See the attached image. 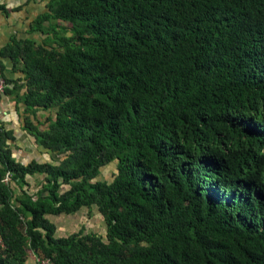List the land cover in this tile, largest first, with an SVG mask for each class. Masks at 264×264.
<instances>
[{"label": "trees", "instance_id": "trees-1", "mask_svg": "<svg viewBox=\"0 0 264 264\" xmlns=\"http://www.w3.org/2000/svg\"><path fill=\"white\" fill-rule=\"evenodd\" d=\"M35 24L24 102L56 110L57 160L16 165L0 128V264H264V0H50ZM93 206L104 239L56 236Z\"/></svg>", "mask_w": 264, "mask_h": 264}, {"label": "crops", "instance_id": "crops-1", "mask_svg": "<svg viewBox=\"0 0 264 264\" xmlns=\"http://www.w3.org/2000/svg\"><path fill=\"white\" fill-rule=\"evenodd\" d=\"M49 1L0 0V73L6 85L0 97V127L9 135L10 141L6 145L11 152L13 162L18 166H27L32 162L38 165L52 164L57 160L46 149L37 146L36 141L37 134H44L49 124L55 120L56 110L34 108L24 102V96L28 90V80L23 72V68L27 65L26 59L34 57L37 53L36 47L48 46V33L35 27V22L38 17L48 12ZM13 41L20 43V50L27 51V53L20 51L17 57L14 55L15 60L3 54L4 49L15 44ZM30 48L32 52L28 54ZM43 179L44 177L39 175L27 177L26 185L23 187L10 182L12 197L16 198L21 192H25L33 201H36L41 187L39 183H42ZM9 181V175L6 174L4 184ZM67 189L63 187L61 191L65 192ZM90 210L84 207L73 214L54 215L57 217V221L53 222L56 236L68 235L64 231L69 228H72L70 233L77 232L81 225H84L88 233L104 239L105 226L102 217L96 207L94 212L90 213ZM52 215L47 216L51 218ZM33 262L34 257L30 254L26 264Z\"/></svg>", "mask_w": 264, "mask_h": 264}, {"label": "rangeland", "instance_id": "rangeland-1", "mask_svg": "<svg viewBox=\"0 0 264 264\" xmlns=\"http://www.w3.org/2000/svg\"><path fill=\"white\" fill-rule=\"evenodd\" d=\"M15 44H13V46L11 45L10 48L11 50L14 49V47L16 46L17 48L21 47L20 43H17L15 41H13ZM16 52V50H14V53ZM12 60H15V56L14 54H9L8 55ZM63 158V157H62ZM116 173L115 170V163L109 164L106 167H104L103 169L100 170V174L98 175V177L96 178L97 181H107L108 183H111L112 181V175ZM95 211V207L93 206V208L90 210L91 212ZM81 219V218H80ZM51 220L53 222L57 221V217H55L54 215H52ZM78 222V221H76ZM75 222V223H76ZM72 228H69L67 230H65V234H70ZM87 229L85 228V232L88 233V231H86ZM63 234V233H62ZM61 235V234H58Z\"/></svg>", "mask_w": 264, "mask_h": 264}, {"label": "built area", "instance_id": "built-area-1", "mask_svg": "<svg viewBox=\"0 0 264 264\" xmlns=\"http://www.w3.org/2000/svg\"><path fill=\"white\" fill-rule=\"evenodd\" d=\"M4 79L0 73V97L3 94L4 88H5V83H4ZM1 114V112H0ZM35 264H53L52 262H50L49 260H42V261H37Z\"/></svg>", "mask_w": 264, "mask_h": 264}, {"label": "clouds", "instance_id": "clouds-1", "mask_svg": "<svg viewBox=\"0 0 264 264\" xmlns=\"http://www.w3.org/2000/svg\"><path fill=\"white\" fill-rule=\"evenodd\" d=\"M4 79V78H3ZM5 81V80H4ZM5 83V82H4ZM5 87H6V85H5ZM5 89V88H4ZM4 92V91H3ZM1 128V127H0ZM5 178H6V175H5V177H4V179H3V183L5 182Z\"/></svg>", "mask_w": 264, "mask_h": 264}]
</instances>
